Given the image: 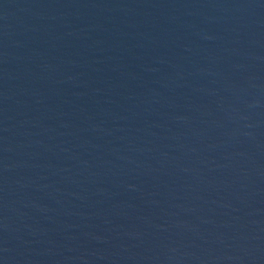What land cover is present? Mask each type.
<instances>
[{
	"label": "water",
	"instance_id": "1",
	"mask_svg": "<svg viewBox=\"0 0 264 264\" xmlns=\"http://www.w3.org/2000/svg\"><path fill=\"white\" fill-rule=\"evenodd\" d=\"M0 264H264V0H0Z\"/></svg>",
	"mask_w": 264,
	"mask_h": 264
}]
</instances>
